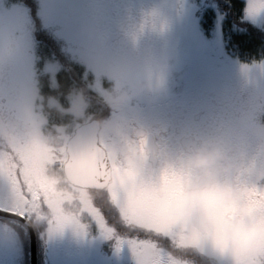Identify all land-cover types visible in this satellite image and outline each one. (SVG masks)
Here are the masks:
<instances>
[{
  "label": "rangeland",
  "instance_id": "obj_1",
  "mask_svg": "<svg viewBox=\"0 0 264 264\" xmlns=\"http://www.w3.org/2000/svg\"><path fill=\"white\" fill-rule=\"evenodd\" d=\"M122 1L36 0V11L33 14L27 0H0V40L5 37L15 38L26 52L24 59L15 68L0 78V108L16 109L22 100H31L34 93L42 96L40 88L44 81L42 75L49 72L54 78L53 71L57 67L52 60L49 59V63L46 60L37 68L36 44H39L33 39L36 32L37 38L43 39L44 42L46 40L50 42V38L62 42L65 46H63L64 53H69L72 58L83 64L82 78L89 87L101 95L102 100H105L104 94L118 81L141 77L148 70L158 77L166 78L168 76L166 73H170L176 67L173 74L181 71L187 73V76H184L185 74L180 76L184 82L183 87H187L194 76L199 80L204 72H207L205 74L207 78L214 77V88L217 90L222 89L219 84L224 88L230 87L228 78L233 80L237 77L242 81L244 77L252 76L257 83L255 95L252 96L254 108L246 120L252 117L264 118V81H262L264 76L259 69H255L258 65L264 66V52L251 54L254 55L253 58L240 60L241 56L229 47L230 39L222 31L224 23L227 26V22L222 18L225 14L229 16V12L223 13V9H220L218 4L220 0H212L214 26L211 33L208 31L209 28L206 29L202 25L206 3L210 1L211 5V0H133L131 6L146 10L141 15V20H137L136 16L133 18L136 22L145 24V15L151 12L155 16L158 15L160 28L178 30L179 39H173L169 44L171 47H167L160 54L163 59L155 63L152 60L138 63L125 59L126 53L133 48L117 47L113 50L104 40L103 36L108 31L107 25L114 20L115 10ZM235 1L237 4H241L242 1L244 3L242 9L244 17L240 24L248 21L264 29V16L255 20L247 16L248 0ZM160 16H164V19L161 20ZM230 29L237 30L233 25H230ZM44 36L49 38L45 39ZM54 43L52 42V46H55ZM57 46L60 47L59 44ZM169 57L178 59L169 60ZM192 58L197 61L196 65L194 64L196 69H187L189 64L186 62ZM253 67L254 69H248ZM214 88L212 87L213 90ZM73 92L66 93L64 99L46 95L42 97L45 101L54 98L67 108L71 103L70 94ZM150 95L139 97L126 106H131L138 100L144 101ZM255 111L256 115H254ZM51 118L67 120L66 124L72 123L71 116L61 117L55 111L49 114L48 119ZM0 227L7 229L1 235L3 254L0 253V264H29L26 231L4 220L0 221ZM36 232L39 238L37 246L41 264H136L127 245L117 249L116 240L106 239L95 227L85 232L77 231L72 227L53 231L47 223L36 228Z\"/></svg>",
  "mask_w": 264,
  "mask_h": 264
},
{
  "label": "clouds",
  "instance_id": "obj_2",
  "mask_svg": "<svg viewBox=\"0 0 264 264\" xmlns=\"http://www.w3.org/2000/svg\"><path fill=\"white\" fill-rule=\"evenodd\" d=\"M25 56L15 38L0 40V78ZM162 89L163 78L148 70L141 77L118 81L104 97L112 109H121ZM69 99L70 106L65 108L54 98L45 101L34 93L31 100L17 105L15 118L0 108V147L29 148L34 130L56 146L81 128L89 130L91 141H108L120 131L116 122L89 113L84 90L74 91ZM51 111L71 116L72 123L49 127ZM115 151L125 167L110 170L106 178L109 189L128 187L141 192L157 186L165 190L157 202L160 215L197 218L194 227L209 245L179 252L183 264H264V204L252 212L241 210L251 190L264 187V118L252 117L228 133L207 136L174 159L161 161L158 155H150L146 143L141 146L134 141L116 144ZM222 212L227 215L221 218ZM30 222L38 228L47 221L37 217Z\"/></svg>",
  "mask_w": 264,
  "mask_h": 264
},
{
  "label": "snow or ice",
  "instance_id": "obj_3",
  "mask_svg": "<svg viewBox=\"0 0 264 264\" xmlns=\"http://www.w3.org/2000/svg\"><path fill=\"white\" fill-rule=\"evenodd\" d=\"M246 14L253 20L264 16V0H248ZM7 112L15 118L16 109ZM89 135L87 128H81L56 146L34 130L27 149L0 147V212L29 221L43 218L53 231L72 227L85 232L95 227L106 239H115L117 249L127 245L136 264H183L179 252L208 247L209 241L194 227L196 217L159 214L163 188L109 189L110 170L125 167L124 162L115 143L91 141ZM144 143L142 139L140 145ZM94 191L100 195L94 197ZM260 204L264 187L256 186L241 210L252 212Z\"/></svg>",
  "mask_w": 264,
  "mask_h": 264
},
{
  "label": "flooded vegetation",
  "instance_id": "obj_4",
  "mask_svg": "<svg viewBox=\"0 0 264 264\" xmlns=\"http://www.w3.org/2000/svg\"><path fill=\"white\" fill-rule=\"evenodd\" d=\"M132 1L123 0L120 3L113 15L114 20L107 25L108 31L103 36L104 40L110 44L113 50H116L117 47L133 48L126 53V57L124 56L125 59L132 62L139 63L143 60L159 62L163 59L160 54L167 47H171L169 45L172 43L171 41L175 38L179 39L178 30L160 28L158 15L155 16L151 12L146 13L145 24L136 22L133 18L136 16L137 20H141V15L146 10L134 8L131 6ZM222 11L224 14L227 13L225 10ZM213 15L212 0L211 5L210 1H207L202 25L206 29L209 28V33L212 32L214 26ZM228 17L230 15L225 14L222 20L227 21ZM160 19H164V16H160ZM33 39L39 44L34 42L38 48L36 49L37 68L46 60L49 63V59L57 67L53 71L54 78L49 75V72L42 75L44 80L40 86L42 96H56L59 99H64L63 97L70 91L84 90L90 104V109H88L90 114L120 125V131L113 134L108 142L114 143L115 140V144H123L128 141L139 143L143 139L150 155H158L161 161L176 158L192 144L207 136L222 135L241 127L254 108L252 96L255 95L257 83L252 76L244 77L242 81L237 77L233 80L228 78L230 87L224 88L222 84H219L222 89L217 90L214 88V77L209 79L205 75L207 72H204L199 80L194 76L191 83L187 87H183L184 82L180 76L181 74L187 76V73L181 71V73L173 74L176 70L175 67L170 73H166L168 74L166 78H163L161 91L151 94L144 101L138 100L131 106L112 109L105 100H102L101 95L89 87L82 78L83 64L72 58L69 53H64V45L61 41L57 40L56 42L51 38L50 42L48 40L44 42L43 39L37 38L36 32ZM52 42H55V46H52ZM42 48L43 52L41 53ZM253 57L243 55L240 60ZM168 59L176 60L178 58L169 57ZM196 62L194 58L189 59L186 62L189 64L187 69H196ZM248 69H254V67ZM255 69H259L264 76V66L258 65ZM50 77L52 78L51 84ZM65 79L66 82H64ZM254 115H256V111ZM66 123L67 120L64 119H49V127ZM2 220L18 225L21 227L20 229L25 228L27 232V228L19 221L0 216V221ZM45 224L47 222L41 226ZM34 228L36 231L37 227ZM6 231L7 229L0 227V253L2 254L3 238L1 235Z\"/></svg>",
  "mask_w": 264,
  "mask_h": 264
},
{
  "label": "trees",
  "instance_id": "obj_5",
  "mask_svg": "<svg viewBox=\"0 0 264 264\" xmlns=\"http://www.w3.org/2000/svg\"><path fill=\"white\" fill-rule=\"evenodd\" d=\"M27 2L32 7V13L34 14L37 6L36 0H30V2L27 0ZM218 4L220 9L227 11V13L229 12L230 15V17L227 18V21H225L227 22V26H225L224 23L222 28L223 33L227 34L230 39L229 47L241 56H254L251 54H258L261 53V51L264 52V29L258 28L248 21L240 24L244 17V11L242 10L244 9L243 1L241 4H237L235 0H220ZM230 25H233L237 30L233 31L230 29ZM40 28L42 29V27ZM43 38L46 39L49 37L44 36ZM55 40L57 41V39ZM64 82H66V79ZM25 241L27 242V245H29L28 236H26ZM38 264H41L39 258Z\"/></svg>",
  "mask_w": 264,
  "mask_h": 264
},
{
  "label": "water",
  "instance_id": "obj_6",
  "mask_svg": "<svg viewBox=\"0 0 264 264\" xmlns=\"http://www.w3.org/2000/svg\"><path fill=\"white\" fill-rule=\"evenodd\" d=\"M0 216L5 217V218H12L17 221H20L29 230V235H30V264H38L37 260V238L35 231L31 225V223L28 220L20 219L19 217H12L10 216L7 212H0Z\"/></svg>",
  "mask_w": 264,
  "mask_h": 264
}]
</instances>
